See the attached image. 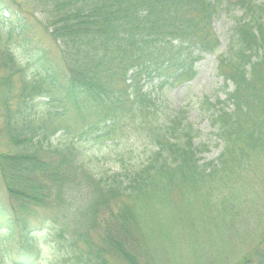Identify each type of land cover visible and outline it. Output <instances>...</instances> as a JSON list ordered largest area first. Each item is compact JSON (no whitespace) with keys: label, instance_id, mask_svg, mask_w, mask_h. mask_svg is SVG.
I'll use <instances>...</instances> for the list:
<instances>
[{"label":"trees","instance_id":"16d2710c","mask_svg":"<svg viewBox=\"0 0 264 264\" xmlns=\"http://www.w3.org/2000/svg\"><path fill=\"white\" fill-rule=\"evenodd\" d=\"M33 1L55 49L36 38L28 10L0 0V131L9 145L0 149L9 195L4 202L0 193V229L14 244L12 264H41L39 230L48 223L51 264H109L112 256L155 264L146 232L164 227L158 216L174 211L185 221L200 200L224 220L244 190L247 161L264 151V0ZM224 14L233 24L218 56L226 96L202 101L220 153L206 161L187 107L161 109L146 84L192 80L196 63L221 46L214 21ZM70 115L82 124L63 123ZM133 136L148 150L128 168L134 145L119 148V140ZM86 143L116 146L122 169L95 173L80 159ZM48 206L38 226L25 216ZM234 264H264V237Z\"/></svg>","mask_w":264,"mask_h":264},{"label":"rangeland","instance_id":"374dc122","mask_svg":"<svg viewBox=\"0 0 264 264\" xmlns=\"http://www.w3.org/2000/svg\"><path fill=\"white\" fill-rule=\"evenodd\" d=\"M20 7L28 10V16L33 24L35 36L44 45L56 48L50 33L43 26V17L39 10L35 14L36 4L33 0H16ZM232 18L224 14L214 21V28L221 40V46L217 52L204 55L196 63L195 77L179 85L161 87L156 79L148 82L146 87L151 89V93L156 96L157 105L161 109L173 110L180 106H186L189 111V118L200 130V140L204 142L208 150L203 153L206 161L216 159L219 156L220 148L217 139L212 132L210 121L202 105V101L208 100L216 103L219 99H225V89L223 77L218 72V56L226 50L232 33ZM5 44L4 39H0V45ZM16 56L21 59V63L30 73L25 57L21 51L14 50ZM2 73H0L1 75ZM15 86L19 84V76L15 75ZM17 89V88H16ZM2 94L0 93V105ZM63 123L79 126L82 121L75 115L68 116ZM2 117H0V128L3 127ZM119 139V138H118ZM121 140V141H120ZM119 148L133 146V153L130 159L125 160L126 167H134L145 159L148 147L145 143L136 139H120ZM55 143V142H54ZM7 139L0 131V149L5 150L9 147ZM91 143L80 146L82 155L80 159L88 163L95 173H109L110 171H120L122 164L119 158L112 155L113 147L96 149V145ZM127 151H130L129 149ZM111 153V154H109ZM109 155V156H108ZM128 155V154H126ZM248 172L239 176V182L244 185V190L238 192V200L231 210L221 219L224 213L215 208L203 205L200 200L194 203V208H190L185 221L177 219L173 212L163 213L158 219L163 222L164 227L159 228V222H154L153 230L147 231V242L151 252V258L155 264H234L253 247H255L264 237V151L257 153L247 161ZM122 167H121V166ZM251 167V168H250ZM132 169V168H131ZM242 173V172H241ZM239 182L237 184H239ZM227 193V190L224 189ZM0 193L4 202L9 201L5 183L0 171ZM228 193L227 199H228ZM229 201V199H228ZM236 201V196L233 200ZM230 202V201H229ZM184 207L178 203V207ZM50 207H32L25 216L33 226L39 225L41 219L48 214ZM179 211H176V214ZM182 217H184L182 215ZM190 217L194 221V227H190ZM219 219V224H213L215 218ZM153 216H149L144 222V226H149ZM180 218V217H178ZM53 226L48 223L41 232L38 241L43 250L41 264H51L54 261L55 253L52 237L44 239L47 230H52ZM20 229V228H19ZM21 230V229H20ZM16 239L19 237V231ZM6 229H0V264H12L11 259L15 257L16 251L13 250V242L9 239L3 240ZM59 264H64L58 260ZM109 264H125L116 256L110 257Z\"/></svg>","mask_w":264,"mask_h":264}]
</instances>
